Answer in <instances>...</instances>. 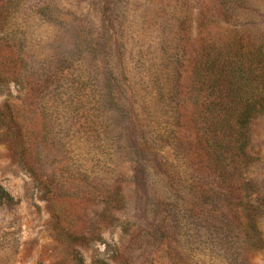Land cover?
I'll return each mask as SVG.
<instances>
[{
    "label": "rangeland",
    "instance_id": "374dc122",
    "mask_svg": "<svg viewBox=\"0 0 264 264\" xmlns=\"http://www.w3.org/2000/svg\"><path fill=\"white\" fill-rule=\"evenodd\" d=\"M240 5L229 18L221 0H3L0 111L25 136L15 145L0 122V191L13 197L0 196V264H73L75 250L86 264H223L217 237L242 236L251 211L264 245V117L254 190L230 194L189 98L204 42L264 35V0ZM247 261L264 264V247Z\"/></svg>",
    "mask_w": 264,
    "mask_h": 264
},
{
    "label": "trees",
    "instance_id": "16d2710c",
    "mask_svg": "<svg viewBox=\"0 0 264 264\" xmlns=\"http://www.w3.org/2000/svg\"><path fill=\"white\" fill-rule=\"evenodd\" d=\"M240 2L221 0L226 17L239 14ZM2 4L3 0H0V10ZM189 92L193 126L209 170L223 182V188L230 194L254 190L252 167L259 157L253 153L251 144L254 123L264 117V35L235 32L224 42H204L195 57ZM5 118H8V135L15 145L20 146L25 136L22 125L14 115L0 111V122ZM0 194L7 202L13 201L7 192L0 191ZM247 204L253 209L248 199ZM251 213L248 217L250 225L237 224L242 236L235 239L224 235L217 237L216 244L228 255L223 264H248L247 253L264 247L256 229L255 215ZM54 230L59 231V239L69 245L82 240L58 226ZM72 262L86 264L76 250ZM90 264H110V261L95 256Z\"/></svg>",
    "mask_w": 264,
    "mask_h": 264
}]
</instances>
